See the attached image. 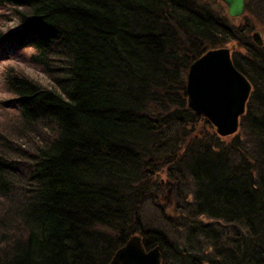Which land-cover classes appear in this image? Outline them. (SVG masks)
<instances>
[{"label": "trees", "instance_id": "16d2710c", "mask_svg": "<svg viewBox=\"0 0 264 264\" xmlns=\"http://www.w3.org/2000/svg\"><path fill=\"white\" fill-rule=\"evenodd\" d=\"M224 6L0 0L19 25L0 56L30 49L52 79L5 71L19 122L0 127V264H109L135 234L162 264H264V46ZM221 46L253 85L225 137L187 97Z\"/></svg>", "mask_w": 264, "mask_h": 264}, {"label": "water", "instance_id": "95a60500", "mask_svg": "<svg viewBox=\"0 0 264 264\" xmlns=\"http://www.w3.org/2000/svg\"><path fill=\"white\" fill-rule=\"evenodd\" d=\"M222 1L231 17L241 16L246 10V0ZM260 36V32L253 35L262 45ZM251 90V82L236 68L229 47L209 49L190 65L187 79L189 105L207 118L223 137L238 131ZM161 258L160 246L146 250L141 235L136 234L116 251L109 264H161Z\"/></svg>", "mask_w": 264, "mask_h": 264}, {"label": "rangeland", "instance_id": "374dc122", "mask_svg": "<svg viewBox=\"0 0 264 264\" xmlns=\"http://www.w3.org/2000/svg\"><path fill=\"white\" fill-rule=\"evenodd\" d=\"M261 1L264 0H247V4L249 5L247 8L246 13L243 16L239 17H233V23L235 25L242 26L244 24H249L250 27H252V37L257 31H262L261 38L264 39V2ZM227 10V5L224 6ZM8 8L0 9V13H7ZM258 13H261L260 17L257 16ZM8 15V14H7ZM19 25L17 24V21L8 20V17L3 16L0 14V29L4 32L14 30ZM254 40V38H253ZM8 54L0 56V127L4 128L6 126H14L19 122L17 118L13 117V113L15 112L14 108L6 107V103H4L6 100L12 97V93L9 92L6 83H5V71L13 66L16 69H19L20 71H24L29 76L33 77L34 79H37L41 81L42 83L46 85H52V79L49 77L46 73L43 72V70L38 66L33 64L30 59V52L32 50H24L25 52H19L16 51L14 47H10L8 49ZM166 198L165 201H167L169 204H163L165 206H169V210L171 209V205L174 203V195L172 199V190L166 188ZM146 215V222L151 224V221L153 219L152 211L144 213V216ZM156 225V224H155Z\"/></svg>", "mask_w": 264, "mask_h": 264}, {"label": "flooded vegetation", "instance_id": "af4514ba", "mask_svg": "<svg viewBox=\"0 0 264 264\" xmlns=\"http://www.w3.org/2000/svg\"><path fill=\"white\" fill-rule=\"evenodd\" d=\"M263 42H264V39H263ZM264 45V44H263Z\"/></svg>", "mask_w": 264, "mask_h": 264}]
</instances>
